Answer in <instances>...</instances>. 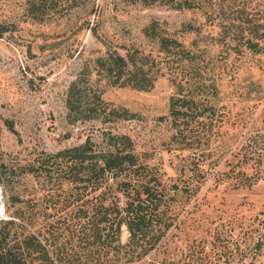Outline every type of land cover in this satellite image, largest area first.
<instances>
[{
  "label": "rangeland",
  "instance_id": "374dc122",
  "mask_svg": "<svg viewBox=\"0 0 264 264\" xmlns=\"http://www.w3.org/2000/svg\"><path fill=\"white\" fill-rule=\"evenodd\" d=\"M161 33L180 43L163 49ZM106 48L153 58L151 87L99 78L93 61ZM175 48L189 52L168 53ZM74 78L122 112L69 117ZM176 94L185 125L177 132L168 115ZM105 129L128 133L163 180L189 185L175 192L173 223L140 264H264V161L240 158L264 132V0H0V217L19 193L44 229L73 197L39 157L86 136L99 141ZM69 239L67 250L80 253Z\"/></svg>",
  "mask_w": 264,
  "mask_h": 264
},
{
  "label": "trees",
  "instance_id": "16d2710c",
  "mask_svg": "<svg viewBox=\"0 0 264 264\" xmlns=\"http://www.w3.org/2000/svg\"><path fill=\"white\" fill-rule=\"evenodd\" d=\"M156 38L163 49L169 50L180 43L170 34L161 33ZM172 50L168 53L189 52L183 48ZM153 60L142 50L127 48L120 52L106 48L94 57L93 68L108 83L146 89L159 71L153 67ZM176 83L175 91L181 92V83ZM179 97L171 95L168 110L176 132L185 128L176 122L183 111L177 105ZM65 104L69 117L83 114L99 117V112L89 113L98 107L102 117L122 112L116 106L108 108L100 89L82 84L78 78L68 84ZM146 156L145 151L135 148L128 133L105 129L99 141L86 136L83 141L39 157V165L49 175L70 181L69 195L73 199L63 205L66 208L60 207L64 211L45 221L42 229L37 225L38 210L34 203L27 206L28 200L19 193H11L14 208L11 210L8 203V216L0 217V264H140L173 223L174 212L170 209L175 192L189 190L188 184L180 188L176 181L163 180L158 166L149 163ZM240 158L242 163L253 159L259 167L264 161V132L242 146ZM236 166L237 163L232 169ZM233 171L242 174L241 177L250 176L242 165ZM94 181L98 184H93ZM98 186L100 190L96 189ZM122 224L128 229L126 241L120 238ZM69 236L82 243L80 253L67 250L69 245H74V239L68 240ZM146 264L170 263L149 260Z\"/></svg>",
  "mask_w": 264,
  "mask_h": 264
}]
</instances>
